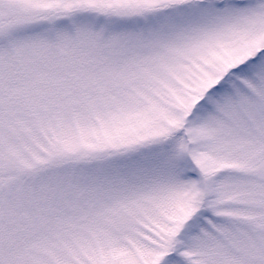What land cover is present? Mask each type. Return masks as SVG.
Listing matches in <instances>:
<instances>
[{"label": "snow or ice", "instance_id": "6c2138e0", "mask_svg": "<svg viewBox=\"0 0 264 264\" xmlns=\"http://www.w3.org/2000/svg\"><path fill=\"white\" fill-rule=\"evenodd\" d=\"M0 264H264V0H0Z\"/></svg>", "mask_w": 264, "mask_h": 264}]
</instances>
